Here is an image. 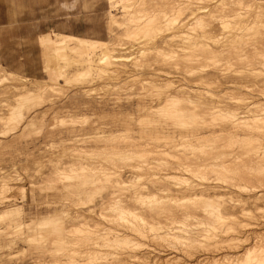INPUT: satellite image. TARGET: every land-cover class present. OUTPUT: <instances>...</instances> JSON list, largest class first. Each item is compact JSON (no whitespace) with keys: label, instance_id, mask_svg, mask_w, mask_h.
Instances as JSON below:
<instances>
[{"label":"rangeland","instance_id":"1","mask_svg":"<svg viewBox=\"0 0 264 264\" xmlns=\"http://www.w3.org/2000/svg\"><path fill=\"white\" fill-rule=\"evenodd\" d=\"M141 1H142L141 3L142 5L137 6V8L142 10V14L143 12L145 14L147 11L148 12L146 14H149L151 12L152 7L153 8L157 7L156 9L158 10L160 8L159 10L160 13L165 10L164 12L167 11L166 13L169 16H171V14L172 16H174L173 14L175 11H177L178 13L182 9L183 12L182 11L181 12L183 14L180 12L181 14L179 17L180 18L179 20L181 21L180 26L182 27L175 30V33L177 31L179 32V30H181L179 32L180 34L183 33L182 30H184L185 32L187 29L185 27H189L191 24L190 21L194 19L192 18L191 13H190L191 8L193 9V7L190 8L189 6H195V4L193 3L194 4L193 5L192 3H190L191 5H189L190 0H186L187 2L185 0H176L177 2L175 3H173L175 0L173 1L172 0H158V1L157 0H141ZM196 1L197 0H194V2ZM204 1L205 0H202V1L200 0V3L198 1L196 2L200 4L201 7L204 6V8L203 7L200 8V11L205 12L206 14L204 15L208 16L207 17L208 21L204 19L205 18L204 16L203 19L206 22L204 21L203 23H208L209 20L213 17L214 13H218V11L220 12V10H222L221 9L222 5L225 6L224 8H227V9L229 8L237 9L241 7L242 8L240 9L241 12L246 10V12L249 11L248 12L249 14L247 13L248 16L250 14L253 16V17L249 16L250 19L254 18L255 17L254 15L258 13L257 11L259 10L257 9L263 8L264 10V7L262 6L264 5V2H263L264 0H241L242 2L240 0H236L238 2L240 1L239 3L236 2L235 0H224V1L206 0L205 3ZM225 2L228 4H226ZM183 3L184 4L187 3V6L185 5L187 8H184V10H183V6H184ZM174 4H176L175 6L177 7H174ZM217 4H218V7H217ZM259 4H261V7H258L260 6ZM214 6H216L217 8ZM106 7H107V10L105 11L106 27H105L104 33L101 34V37L95 38V37H88V36H83V35L82 36L77 35V36L97 39V40H107V41L113 38L115 43L113 46L114 49L112 50L111 53H113L114 57H117V58H113L114 59L113 61L115 62L114 65L112 64L113 63L112 61H111L112 63L111 62L107 63L109 61L107 62L105 61V64H104V62L99 61L101 57H99L98 54L99 55L102 54L101 51H99L93 62L94 67L91 70H88V69L83 70V71L88 70L86 72L81 71L83 74L85 73L87 74L89 72L88 74L90 75L85 74L83 76V74L80 73V76L78 75L75 76L73 74L77 71V69H79V68H76V66L74 65L75 63L78 62V59H81V58L79 57L77 53L69 51L68 57L64 59L61 58V56L59 55L58 56L60 58L57 57V55H54V58L52 59L53 61L52 71L54 75H52V77H55V76L56 77L54 79H51L53 81L51 82L50 80L51 75L45 70V67H44V56H43L42 49L39 44V39H38L39 37L34 38L32 41L30 40L23 41L22 39H20V37L22 36L21 35L22 29L19 31L18 29H6V28L0 29V57L3 58V60H0V65L4 67L5 70L12 71L18 74L20 77L22 76V78H24L26 82V85L28 86L34 85V83L36 82H40V83L46 82L47 84L51 85V87L49 85L47 86L48 90L44 93V95H42L40 99L38 98V99H29V100L27 99L26 100L25 98L21 97V95H23L22 94L23 90L14 88V86L9 82H2V83L0 82V119H1L0 120V264H72L70 262L71 259H69L68 257L72 255L73 251L72 250L69 251L70 248H68V245L69 247H73V248L77 247L76 248L77 251L73 252L74 255L76 254L75 255L76 259L74 261L76 262V264H106L104 261L105 259H102L104 257L106 258V260H108L107 263L110 264V262L114 260V258H112L114 256L116 257L118 256L117 258L120 259V262H118L117 260L115 264L116 263L117 264H153V260L163 261L166 259L165 257L168 258V257L175 256V255L177 257H181L183 259L182 261L184 262L194 263L208 256L210 257L213 255H217V257H220L228 253L234 254V253L244 250L245 247H250L251 243L253 244L255 243L258 237V236L256 237V235L262 234V235H259V237L264 235L263 234L264 233V216H263L264 215L263 213L264 212V200L263 199L258 200L255 203L253 199L248 198L246 191L244 192L239 189H236L234 192H228V191L224 192L223 191L220 194L221 198H219L220 200L219 202L221 203L224 202V205L228 206V209L230 207V209L227 211L228 213H232V212L234 213L235 217L233 218H235V220L237 221L238 223L237 225H239V228H240V225L242 228H244V229H241V234L239 235L240 240H238V244H239L238 247L235 246L234 244L228 243L231 236L234 235L233 232L222 236L221 238L222 242L221 241L218 243L215 242V244L212 242L210 244L209 243L207 244L205 242L203 244L195 243L194 245L193 244L182 245V246H179V251H178L176 248L174 247L172 248L171 246H168V244H164V242H162L163 240H161L160 238H157V237L153 238V236L144 237L139 234H132L133 231L131 229L128 230V231L131 230L130 237L134 235V238L136 237V240L137 241L139 240L141 244L130 247V248H121V247L118 248L116 244H112V245H116L117 247L111 245L112 248H110L111 246L109 244V247L108 246L100 247L104 250L99 249L100 245H95L96 243H94V241L102 237L98 235L99 233L97 234L96 232L98 231L99 228L102 229L104 227L106 228V226L108 227L112 226L114 229L117 228L119 230H124V229L126 230V228L119 226L118 222H115L114 220H113L114 222H111L112 219L110 221L107 218H106L107 220L104 218L105 212H106L105 214L110 212L108 215H112L113 213L109 211L111 207L110 208L108 207L109 205L112 206V204H108L106 205L107 207L105 206L104 209L103 208L101 209V207H103L104 205L102 203L103 201L104 203H108L110 199L114 200L116 198H121V199L123 198L122 201L124 203L122 204L124 206L126 204H129V206L126 205V207H136V205L138 207L140 206L142 207L141 203L139 202L135 203L136 201L135 199H133L134 195L141 194V196L143 197L144 195V198H145V197H148V195L146 194L151 193L152 191L156 193L158 192L161 195L165 196V198H167L166 196L168 193L167 189H170L172 187L173 188L172 192L174 189L175 190L178 189L176 187L177 185H175V183L179 181L175 177L177 174L183 175L185 179L190 178L193 181L202 182L200 181L198 177L195 178L194 175H192V173H189V171L188 172L182 171L183 172L182 173L178 171L177 169L179 168L178 164L180 163V162L178 163L177 160L184 159L182 158L183 156V153H181L182 150H177L178 148H182V145L184 144L182 143L183 140H181L182 142L180 141V138H181V135H189L188 134L189 132L182 133L181 131H176L173 133V135H168L165 132V130L162 131V128H161L162 123H160L161 125H159V123H151V124L148 123L147 125L146 123L147 121L145 122V119H144L145 117L142 116V114L143 115L145 114V111L142 110L143 109L142 107H148L150 103L155 105L158 102V99H159L158 96H161L160 98L163 97V94L161 95L160 93H162L164 91L163 89H166V88H163L162 86L164 87H167V86H165L164 84L161 85L159 83L163 82L164 79L165 81H167V79H170L168 76H171V75L173 77L171 79H175L176 81H178L179 79H182V74L186 70L184 67L188 69L190 68L189 66L188 67L185 66V64H187L188 62L191 63L193 60H195V57L198 58V54H203V52L202 53L201 51L197 52L198 50L196 51L195 49H193V51L197 52L196 53L197 56L194 54L195 52L193 54L189 53V55L186 54L187 56L190 57L189 59V57L187 58V56L184 54L183 49L179 48L183 45V43L185 44V42H183L185 40H187L186 41L187 43L190 42L191 45L192 43L193 45L195 43L198 44L197 39L201 36H197L195 38V35H194V37L192 38L190 37L191 39L188 37V39L182 40L181 39L182 37L180 36L179 37L177 36V38L170 36L172 31H167V33L165 34L166 36H164L163 38L157 39L158 42L156 41V43H153L152 42L153 39L150 40L149 38L151 37L147 35V37L149 36V38L147 37H142V38L145 41H148L150 43L145 42L144 40H142V38H140L138 40H142L145 43L142 42L143 43L142 45L140 43L135 44L136 42L133 39L134 36L132 38V35L130 36L128 35L127 32H125L127 30L126 26L125 27L124 25H122L123 27L120 26L122 17H124L123 14H125L120 4H118L116 7L113 8L110 0H106ZM176 8H178L179 10L178 9L176 10ZM194 8L196 9L197 6H195ZM205 8L206 9L208 8V10L204 11L203 9ZM156 9H155V12L157 11ZM171 9L172 10L175 9L174 12L170 11ZM209 9H212V10H209ZM214 10L216 11L214 12ZM198 11H199V7H198ZM112 12L114 15H116L115 18L117 17L116 18L117 21L119 20L118 24L115 23V25H113L114 27L113 32H111V30L109 29L110 24L112 23V17H113ZM158 12H156V14H158ZM221 12L220 14L222 15L223 11ZM177 13L175 15H177ZM208 13L210 16L207 15ZM189 15L191 16V18H189L190 17ZM216 15L220 16L218 13V14H215L214 17ZM242 15L243 16L245 15V11L244 13H242ZM263 17L264 16L262 15L261 19H264ZM213 18L211 20H213ZM215 18L213 20L215 21L214 23L216 24L214 28L215 31L214 29L208 30L207 32L208 34L206 33V36L204 35L205 37L203 38L201 37L204 41H202L201 39L199 43L201 41H202L201 43L206 41L204 44L211 43V46L209 44L208 45L210 46V48H213V50L215 49V51H212V54L211 52L210 53L205 52L204 54L207 53L208 54L206 55L207 57L209 56V54H211L212 57L216 55L217 63L220 62L221 64H225L223 66H225V68L227 69L223 71L227 72L228 75H226L227 77L226 76L222 77L219 74L218 76L219 78L217 76L208 78L206 80V82L208 83H205V85H203L202 87L212 92H217L220 95H222V98L220 97L219 94H218L219 97H214L216 101L220 99L223 100V101L221 100V103H219L218 101L215 104L223 103V104H226L227 107L229 106L230 108L231 107L233 108L235 106L238 107V104L243 103L244 101H247V100L249 101L250 98H247V97H251L252 99H257V100L260 99L262 100L260 102H264V95H262V93L257 90V88L264 89L262 88L264 87V81H262V76L256 75L258 76L257 79L253 77L244 78L243 75L241 74L242 73L241 71H243L244 69L242 67L244 65L242 64L245 63V62L242 63L243 62L242 57L244 55H248V53L254 54L253 50L250 48V52L247 51V54H245L246 51L240 52L238 50L236 51L232 49L230 47L231 45H229L232 43L234 44L233 46L247 47L244 43H239V39L238 40L236 39L238 43L236 41H234L235 43L232 41L227 42L229 43L228 45H226L229 50L227 53L224 47L222 48V51H221L220 45L224 44L223 42L226 38L224 37V35H222L223 32L221 31L222 28L220 27V22L219 21L216 22L217 17ZM161 20L162 19H159L162 25L165 24V22ZM211 20L210 22H212ZM123 21H125V19ZM193 23L197 24L195 22V19L193 20ZM193 23L192 25L194 26L195 24ZM211 25H213V23ZM263 27L264 26H261L260 28H258L260 29L259 31L262 33H264V31H262ZM30 30L32 31L33 29H30ZM252 30L250 31L251 34L252 33L255 34V32H257L256 28ZM47 32H53V31H47ZM68 33H70L69 29H68ZM167 34H170V35L168 36ZM259 34L257 35V37L259 36ZM172 38L177 43L181 40L180 42L182 43V45L180 42H179L180 44L179 43L176 44V42H173ZM194 38H195V41H194ZM259 38L264 41L263 34L262 36H259ZM166 39L169 42L174 43V44L172 43L173 47L172 46L171 47L175 49L177 53L176 52L172 53L169 51L170 44L169 42H167ZM244 39L245 38L241 39L240 41H244ZM251 39L248 38V40H251ZM191 40H193V42H191ZM222 40L223 42L219 43V41H222ZM215 41L217 45H215L214 43ZM146 43L148 44L145 45ZM236 43L238 45H235ZM165 44L166 45L169 44V45L163 46ZM186 44L185 46H189V44L188 45ZM241 44H243V46H241ZM149 45L150 46L156 45V46L150 47ZM191 45L189 46L190 48H191ZM158 46L163 47V48L159 49ZM156 47H158V49H156ZM192 47L194 48L197 46H192ZM165 48L166 50L168 49L169 51L168 53L171 58L169 57L167 51L166 50H165L166 52L164 51ZM178 48L182 52H180ZM143 49L145 51H143ZM216 49H217V53L215 54ZM163 51L164 53H161ZM189 51L191 52V49ZM178 52L180 53V55H178ZM222 53L224 56L222 55ZM140 54L146 56L147 60L144 58V56L143 58H141L142 55ZM182 54L185 55L184 56V58L186 59V60L184 59L185 61H183ZM204 54L202 56H205ZM251 54L248 55L249 58L253 56ZM20 55H23V56L27 55V57L24 60H18L17 58L12 59V57H18ZM190 55L192 56L194 55L193 56L194 59ZM138 56H139V59L137 58ZM238 57H240L241 60L240 58L238 59ZM72 58L74 59L77 58V59L75 61ZM215 59L210 58V60L208 61L207 58L206 59L202 58L201 60H203V62L202 61L201 62L203 63V65H206V64L208 65V63L212 64L214 62L213 60ZM244 59L245 58L243 57V60ZM137 60H141V62L139 63V61L137 62ZM189 60H192V61H189ZM218 60L220 61L218 62ZM96 61L99 64V66H96L95 64ZM134 61L135 63L136 62L137 63L134 64ZM147 61L150 63L151 65V66L149 65L150 67H146L149 64ZM244 61H246V59ZM146 62L148 64L144 65L146 64ZM183 62L185 63L183 64ZM226 62H229L230 65H228L229 63L226 64ZM116 63H118V65H116ZM172 63L175 65L174 67ZM202 63L199 62L197 64V61L196 60L194 61V64L195 65L197 64V66ZM232 63L234 64V67L232 65V68H230L229 70V67H231ZM138 64L139 66H137ZM140 64L144 66L142 67L140 66ZM180 64L182 66L184 65L182 67L184 70L182 69L180 70L179 68ZM60 65H63L64 67L65 66L66 67L60 68L59 67ZM67 66H74V67H67ZM85 66L84 67L80 66V67L81 69L87 68V66L86 67ZM238 66L242 68H239ZM103 67H105L106 69ZM96 68H97V71H96ZM98 68H99V71H98ZM209 68L211 69V67ZM111 69H113L116 72L117 71H120V72L116 73ZM165 70L168 71V73L170 72L172 74L171 75L170 73L168 74ZM57 71L58 72L68 71V72H71L72 74L70 73L69 75L59 76ZM180 71H182L181 75H179L181 73ZM184 73H185V76L187 75L188 77L191 76L189 75L190 73L186 74V71ZM89 76H91L92 78ZM56 78L58 79L56 81L57 83L55 82ZM155 78H157L156 81H155ZM159 78L161 79V82L159 81L158 83V80H160ZM26 79L28 80L26 81ZM88 80L91 83L90 82L88 83L87 82ZM192 80H193V77H192ZM193 81L189 83L190 86L197 87V85L194 83L195 81L194 82ZM85 83H87L88 85ZM80 85H83V86L81 87ZM86 88L87 90L88 88L92 89L91 93H89L90 91H86ZM82 89L83 90L85 89L84 91H86L88 94H86L85 92L81 93L83 91ZM158 89H160V91L162 92H160ZM146 90L147 91L149 90L148 94ZM74 92L76 93V95ZM78 92H80L81 94H79ZM149 94H152V95H149ZM233 94L238 99L236 98L233 99V97L231 96ZM226 95L228 98L226 97ZM139 97H141V99ZM151 99L155 101L152 102ZM227 102L228 103L230 102V104H228ZM231 104L232 105L236 104V105L232 106ZM18 105L20 107H18ZM19 108L23 113V116L21 118H23L24 120L22 119L20 122H18L19 124L18 125L16 118L19 117L17 114ZM197 110L199 112L202 111L201 109H197ZM12 113H13V116L11 117ZM204 113L205 112H202L199 114V115L203 114L204 117L203 116L200 118L198 117V120L200 119V121H202V119L205 118L206 121H208V119L210 121V118H208V114L207 113L204 114ZM74 115H77V116H74ZM86 116H88V118H86ZM212 116L213 115H210V117ZM84 117L86 119H82ZM139 117H141V119L143 117V120H144L143 124L142 122H139V119H140ZM162 118L160 117L159 119H162ZM220 118L222 117L220 116ZM87 119H89L88 122H87ZM213 119H214V116L211 118V120ZM7 120H8V123H6ZM75 120H78V121H75ZM83 120H86V121H83ZM29 121L32 122V124ZM26 122H28V124L30 123L29 124L30 126ZM16 125H18L16 129L14 128V130H12V128L15 127ZM156 125L157 127L158 126L159 127L157 128ZM174 126H176V124H173V127ZM148 127L149 129L151 128L150 131ZM155 127L157 129H155ZM127 129L128 130L130 129V131L128 132ZM112 131H113V134H112ZM122 132H125V133H122ZM97 134H99L100 137ZM125 134L126 136H129V137H131V134H132L135 137V139L134 138L132 139L135 140V142H137L133 144V147H129V150H128L129 152L125 150V148L128 146V142H132V140L130 138V141H127L129 140V138L127 137L126 139ZM91 135L92 136L96 135L98 136V138L104 137L105 140L104 138H102V140L104 141L101 142L96 136L92 137ZM105 136L107 137L110 136V137L107 138ZM122 136H124V138L126 139L125 141H124V138H121ZM171 138L177 139V143L179 142V144L181 143L182 144L180 146L178 145L177 147H173V148L171 145L170 146L168 145V147L170 148L165 147L167 146L165 142H170ZM106 139L107 140L109 139V141H107ZM106 143H107V146L105 145ZM132 143L130 144V146H132ZM135 145L136 146L138 145V146L136 147ZM124 146L125 148L122 149V147ZM118 147H120V149ZM164 147L166 148L168 153L167 151L163 150L165 149ZM131 148H132V151L130 150ZM163 151H165V153ZM155 152L158 154H156ZM155 157L157 158L159 157L160 160L159 161L153 160V159H157ZM163 159H166L165 162L167 161L169 162L165 163ZM137 160L139 162H137ZM144 160H148L149 163L146 164L147 161L145 162ZM156 161L159 163H157ZM160 161L164 164H161ZM150 162L152 164H150ZM137 163L138 164L143 163L144 165L142 164L141 166L138 167ZM119 172L121 173L120 174L121 176L119 175ZM106 177L111 180H108ZM160 177L162 178L165 177L164 178L165 180L168 179L167 180L168 182H166L168 186H166L167 184L164 183L165 180L164 179L162 180V178ZM94 179L95 181H93ZM96 179H98L99 181H97ZM154 182L155 184H153ZM160 182L162 183V187L160 186L161 185ZM214 182H217V181H214ZM243 182L249 183L250 181L248 182L243 181ZM253 182H255L254 184H256L257 180L251 181V184ZM185 183L187 182L184 181L183 184L181 183V185H183L182 188H184ZM163 184H165L166 186L165 188L167 189L164 188ZM179 187L181 186L179 185ZM166 190H167V193H166ZM139 191H141V193ZM175 192L176 191H174L173 193L176 194ZM160 194L158 196H160ZM118 195H121V197ZM178 195H180V197ZM176 196L174 197L177 198L179 202H177L178 200H175V198L171 200L169 197L167 198V200L170 199L169 202L164 199L166 201V203L164 202L165 203L164 206L167 205L166 208L168 206H170V208L174 206L172 209L185 207L187 205L189 206L190 204L189 201L183 198L184 193H182V195L181 193H179ZM181 196H182V200H184L183 202H180L182 201L180 200ZM173 200L175 201L173 202ZM178 203H180V205H178ZM184 203H186L185 206H184ZM9 205L22 206V212L13 211V213H7L8 208H11V207H8ZM159 205L158 207H160ZM161 205H162L161 207L164 208L163 204ZM164 212L167 213V216L173 215V214L170 215L169 211L168 212L160 211L158 213L161 216L166 217L164 216L165 215ZM142 213H143L142 216L144 217L147 214L150 215L149 211H145V212L141 211V214ZM102 214L103 216L101 217L100 215ZM114 214L116 215V213ZM175 214L176 213H174V215ZM76 215L77 216L79 215V216L77 217ZM176 215L178 216L179 214H176ZM17 220L22 221V222L27 221V223H30V227L26 228L24 226V223L22 225H19V227L16 226ZM166 221L168 220L166 219ZM84 223L90 224L91 226L90 228L94 230L92 231L93 233H89L87 231L88 228L84 227L83 225ZM258 223H261V224H258ZM82 226L84 228H82L80 231L79 227L81 228ZM83 229H85L87 233L85 230H84V233H82ZM255 231L257 234H254ZM98 232H100V234L102 235V233L104 232V229ZM84 234L87 236H85ZM237 234L238 233L236 232L235 235ZM78 238L80 242H77L73 246H71V244L69 243L70 239H75L77 241ZM87 238H88V241H89V238L93 239L94 240V241L92 240L93 243L90 242L91 240L89 242L86 241ZM81 239H83L82 240L83 244L81 246L80 245L78 246L77 244L82 242ZM84 240L86 241V243ZM230 245H232V247ZM83 246L84 247L88 246L86 248L91 249V251L92 250L93 251L91 252L88 249L85 250ZM93 246L95 249L98 248L100 251L98 253L97 251H94L95 249L93 248ZM115 247H116V250H115ZM117 248L119 249V252L122 254L118 252ZM122 249H123L124 254L122 252ZM84 250L86 252L90 251V253L89 252L86 253ZM113 251H116V252H113ZM117 252L118 254H114ZM95 256H99L100 258L95 259ZM125 258H128V260H125ZM149 258H150V261H148ZM153 258H156V259H153ZM121 259H123V262ZM210 261L211 259L209 260V262L208 260L207 261L205 260L204 262H199V264H213L212 261L211 262ZM220 264H227V262L221 261Z\"/></svg>","mask_w":264,"mask_h":264},{"label":"bare ground","instance_id":"2","mask_svg":"<svg viewBox=\"0 0 264 264\" xmlns=\"http://www.w3.org/2000/svg\"><path fill=\"white\" fill-rule=\"evenodd\" d=\"M197 1L200 3V0H197ZM205 1H204V3H205ZM209 1H211V0H209ZM222 1H224V0H222ZM110 2H111V5H112L113 8L116 7L118 4H120L121 8H123V10L125 12V14H123V15H124L125 18L122 17V21L124 19H125V21H123V22L121 21L120 22V26H122V25H124V27L126 26L127 30L125 32H127L128 35H130V36L132 35V38L134 36L133 39L136 42L135 44L140 43L141 45L143 44L142 42L145 41L142 37H147V35H149L151 38H149V36L147 38H149L150 40L153 39L152 42L156 43L157 39L163 38L164 36H166L165 34L167 33V31H172V33L170 32L171 35L167 34L168 36L170 35V36H173L175 38H177V36L178 37L180 36V37H182L181 38L182 40L188 39V37L192 38V37H194V35H195V38L197 36H201L203 38V37L206 36V33L208 32V30L215 28L216 24L214 23L215 21H213V20H214L215 17H217V21L216 22H218V21L220 22V27L222 28V30L221 29L220 30L223 32V34L222 33L221 34L224 35V37L226 38L225 39L226 41L224 40V42H223V40L219 41V43L220 42L224 43L223 45L222 44L220 45L221 46V51H222V48L224 47L226 49V53H227L229 51L227 46H226V45L229 44L227 42L228 41L229 42H231V41L234 42V41H236V39L237 40L239 39V43H244L247 47H244L243 44H241V46H243V47L233 46L234 44L232 43V44H229V45H231L230 47L232 49H234L236 51L238 50L240 52L241 51H246L245 54H247V51L250 52V48H251L253 50V53H254V54L248 53V55H250V54L253 55V56H251V58H249L248 55H244V56L242 55L246 59V61H244L245 59L243 60V57H242V61H243L242 63H244V62L245 63L242 64V65H244V66H242L244 69H243V71H241L242 72L241 74L243 75L244 78H252L253 77V78H256V79L258 77L256 75H259V76H262V81H264V41L259 38V36H262V34L264 35V33L260 32L259 31L260 29H258L261 26H264V19H261L262 15L264 16L263 8L257 9V10H259V11H257L258 13L255 14V15L253 14L255 17L250 19L249 16H252V15L250 14L248 16V14H249L248 12L249 11L246 12V10H244L245 11V15L243 16L242 13H244V11L243 12L240 11V9H242L241 7L237 8V9L236 8L227 9V8H224L225 6L222 5V8H221L222 10H220V12L223 11L222 15L218 11L220 16L216 15L214 17V15L218 14V13H214L213 14V12H212L214 18L212 17L213 20H211L212 18L210 19L212 22H210V20H209V22L211 24L213 23V25H211L209 22L208 23H203L205 21L204 19H206V21H208L207 20L208 16L204 15L206 13L203 12V11H200V8H202V7L204 8V6L201 7L200 4L194 2V0H190L189 1V5H191L190 3H192V4L194 3L195 6H197L196 9L194 8L195 6H189L190 8L193 7V9L191 8V12L190 13H191L192 18L195 19V22L197 24L193 23L194 19L193 20L191 19L192 20V21H190L191 24L189 23L190 26L188 24L189 27H185V28H187L186 31L184 32V30H182L183 33L181 32L182 34H180L179 32L181 30H179V32L177 31L176 33H175V30H177V29L182 27V26H180L181 21L179 20L180 19L179 18L180 14L183 12L182 9L178 13H177V11H175L177 13V15H175L176 14L174 12L175 9L174 10L171 9L170 11L174 12V14H173L174 16H172V14H171V16H169L166 13L167 11L164 12L165 10L164 11L161 10L162 12L160 13V11H159L160 8L158 10V9H156L157 7H155V8L152 7L151 12L149 14H146L148 11L145 14H144V12L142 14V10L137 8V6L142 5L141 4L142 3L141 0H110ZM175 2H177V1L175 0L173 3H175ZM236 2H238V1H236ZM153 3H154V1H153ZM226 4H228V3H226ZM175 5L176 4H174V7H177ZM183 5H184L183 6V10H184V8H187L186 7L187 3H185V4L183 3ZM257 5H258V3H257ZM259 5L260 6H258V7H261V4H259ZM181 6H182V4H181ZM262 6L264 7V5H262ZM198 7H199V11L200 12L198 11ZM214 7H216V6H214ZM214 7H213V9H214ZM217 7H218V4H217ZM155 9L157 10L156 12L159 11L158 12V14L160 13L159 15L156 14ZM177 9L178 8H176V10ZM187 10H189V9H187ZM203 10L204 11L208 10V8L207 9L205 8ZM209 10H212V9H209ZM215 11L216 10H214V12ZM238 11H240V12H238ZM112 14H113V12H112ZM207 15H209V13ZM115 16L116 15L113 14L112 23L110 24V28L109 29L111 30V32L114 31L113 25H115V23L118 24V21H119V20L117 21V19H116L117 17L115 18ZM191 16L189 18H191ZM204 16H205V18H204ZM159 19H162L161 21H164L165 24L162 25V23L159 21ZM192 23L195 24V25L193 26ZM117 24H116V26H117ZM186 26H187V24H186ZM255 28L257 29L256 30L257 32H255V34H253V33L251 34L250 31L252 29H255ZM214 31H215V29H214ZM262 31H264V27L262 28ZM257 33L258 34L260 33L258 37H257V35H258ZM201 37H199L200 39L198 38L199 40L197 39L199 45L197 43H195V42L194 43L196 45L195 44L193 45V43L191 45L190 42H188V43L186 42L187 40L183 41V42H185V44L187 43L186 45H188V44H189V46L191 45V48H190L189 46H185L184 43H183V45H184L183 46L182 43L180 42L181 41L180 40L179 42L181 43L182 46L180 45L181 47H179V46L178 47L180 49L181 48L183 49V52H184L185 55L186 54L189 55V53L193 54L195 52V51H193V49H195L196 51L198 50L197 52L201 51V53L203 52V54L205 52H208V53L211 52V54H212V51H215V49L213 50V48H210L211 43H208L210 46L207 43L204 44L206 41L201 43L202 41H204ZM218 37H219V35H218ZM224 37H223V39H224ZM140 38H142V40H144V41L138 40ZM195 38H194V41H195ZM243 38H245L244 41H240ZM248 38H250V39L253 38V39L248 40ZM255 38L256 39L258 38L259 40L258 39L256 40ZM201 39H202V41L199 43V41ZM172 40H173V38H172ZM216 41H218V40H216ZM216 41L214 42L215 45H217ZM145 42H148V41H145ZM167 42H169V41L167 40ZM173 42H176V41L173 40ZM191 42H193V40H191ZM236 42L238 43V41H236ZM114 43H115V41L113 40V38H111V39H109L107 41V40H97V39L83 38V37H78V36H73V35H65V34H54V35L44 34V35L40 36V38H39V44H40V47L42 49V53H43V56H44V67H45V70L51 75L50 76V80L54 79L56 77V76L52 77V75H54V73L52 71V68H53L52 67L53 66L52 65V62H53L52 59L54 58V55H57V57L61 56V58L64 59V58L68 57V52L69 51L77 53L81 59H78V62L75 63V65L73 64L74 66H76V68H79L73 74L75 76H77V75L80 76V73L83 74L81 71H83L85 69L91 70L94 67V63L93 62H94V59H95V57H96V55L98 54L99 51H101V53H102V54H100L101 56L98 54V56L101 57L100 60H99L100 62H104V64H105V61L106 62L109 61L107 63H110L112 61L113 63L112 62L111 63L114 65L115 62L113 61L114 60L113 58H117V57H114L113 53H111L112 50L114 49V47H113ZM148 43H150V42H148ZM148 43H146L145 45H147ZM172 43L169 42L170 45L167 44L170 47L169 51L172 52V53H175V52L177 53V51H175V49L172 48L173 47ZM178 43L176 42V44H178ZM237 43L235 45H238ZM167 45L165 44L163 46H167ZM152 46H150V47H152ZM155 46H153V47H155ZM192 46H197V47L193 48ZM158 47H156V49H158ZM160 48H163V47H159V49ZM166 48H168V47H166ZM166 48L164 49V51L166 50ZM179 48H178V50L180 51ZM247 48H249V49H247ZM190 49H191V52L189 51ZM217 49H219V48H217ZM217 49H216L215 54L217 53ZM252 50H251V52H252ZM143 51H145V50L143 49ZM164 51L161 52V53H164ZM166 51H167V53L169 52L168 49ZM180 52H182V51H180ZM197 52H195L194 54L196 55ZM167 53H166V55H167ZM223 53H222V55H223ZM203 54H198V58L195 57V60L197 61V64L199 62L200 63L203 62V60H201L202 58H205V59L207 58L208 61L210 60V58H212V59L216 58V59L213 60L214 62L212 64L208 63V65L207 64L203 65V63H202V64H199L198 66H197V64L196 65L194 64L195 60H193V61L189 60V61H192V62L191 63L188 62L190 65L187 63V64H185V66H187V67L189 66L190 70L188 68L184 67L186 69L185 70L186 74L190 73L189 75H191V76L194 75L192 77H193V80L195 82L192 80L191 76H190L191 78L188 77V75L185 76V73H184L185 71L183 72V74H182V71H180L181 73L179 75L182 74V79H179L178 81H176L175 79H171V78H173L172 75H171L172 73L169 72L171 76H168V77L170 79H167V81H165V79L163 81V79H162V81L164 83L161 82L160 78H159L160 80H158V83H159V81L161 82L159 84H161V85L164 84L165 86H167V87L162 86L163 88H166V89H163L164 90L163 92L160 91L161 88L158 89L160 92H162L160 94L161 95L163 94V97L160 98L161 96H158L159 99H158L157 104H155V105L150 103L148 105V107H142L143 108L142 110L145 111V114L144 115L142 114V116L145 117L144 119H145V122L147 121L146 122L147 125H148V123L149 124H151V123H159V125H161L160 123H162V125H161L162 131L165 130V132L168 135H173V133L176 132V131H181L182 133L183 132H189L188 133L189 135H181L180 141L183 140V142L182 141L181 142L184 143L183 144L184 146L182 145V148H178V149L176 148L177 150H182L181 153H183V156H184V157L182 156V158H184V159L177 160L178 163L180 162L178 164L179 168H177V169L180 172H182V171H187L188 172L189 171V173H192V175H194L195 178L198 177L200 179V181H202V182H196V181L191 180L190 178L185 179L183 177V175H178L177 174L175 177L180 182L179 181H177V182L175 181L176 182L175 185H177L176 187L178 189L177 190H175V189L173 190V192L176 191L175 192L176 194H174L172 192V189H173L172 187L170 188L171 190L165 188L166 186H168V184L166 183V182H168L167 181L168 179L165 180L164 179L165 177L164 178L160 177V178H162V180L164 179L165 180L164 183L167 184L166 186H165V184H163L164 188L168 190V193H167V190H166L167 198L170 197V199L172 200V199L175 198L174 196H176L177 194L181 193V195H182V193H184L183 198H185V200L187 199L190 204H189V206L188 205L185 206L186 203H184L185 207H180V208L172 209L174 206L172 208H170V206H168L169 208L167 207L168 208L167 209L166 208L167 205L164 206V204L166 203L165 200H167V198H165V196L161 195L158 192H157L158 193L157 194L156 192H152V191H151V193L146 194V195H148V197H145V198H144V195H143V197L141 196V194H140L141 191H139L140 195H134L133 199H135V201H136L135 203H137V202L141 203L142 207L140 205H139L140 207H138L136 204H135L136 207H126V205L129 206V204H126L124 206L122 204V203H124L122 201L123 198L122 199L121 198H116L114 200L110 199V201L108 203H104V201L103 202L100 201V202H102L104 204L103 207H101V209L102 208L104 209V207L106 205H108V204H112V206H110V205L108 206L109 208L111 207V209H109V208L108 209L113 214L112 215H108L110 212L107 213V214H105L106 213L105 212L104 213V218L105 219L107 218L110 221L112 219L111 222H114V221L118 222V225L123 227V228H126V230L125 229L124 230H119L117 228H116L117 229L116 230L112 226L111 227L110 226L109 227L106 226V228L104 227L102 229L99 228L100 230L97 228L98 231H101V230L104 229V232L102 233V235L100 234V232L96 231L97 234L99 233L98 235H100L102 237L100 239H96L95 241L93 240L94 237H93V239L89 238V241L91 240L90 242H92V243L94 241V243H96L95 245H100L99 249H102V248H100L102 246H108L109 247V244H110V246L112 244H116L118 246V248L119 247H121V248H130V247L137 246V245L141 244V242H139V240L138 241L136 240V237L134 238V235L133 236L131 235L134 239L132 237H130V234H131L130 231L131 230L134 232V233L132 232V234H139V235L144 236V237L153 236V238L154 237L160 238L161 240H163L162 242H164V244H168V246H171L172 248L174 247L178 251H179V246H182V245H189V244L190 245L191 244L194 245L195 243L203 244L205 242L207 244L208 243L210 244L211 242L215 244V242H217V243L220 242V241L222 242V239H221L222 236H224L226 234H230L231 232H233L234 235L231 236V238L229 239L228 243L234 244L235 246L238 247L239 246L238 240H240L239 239L240 238L239 235L241 234V229H244V228H242L241 225H240V228H239V225H237L238 224L237 221L235 220V218H233V217H235L233 212L232 213H228L227 210H229L230 207L228 209V206H225L224 202H222V203L219 202L220 201L219 198H221L220 194L223 191L224 192H227V191L228 192H234L236 189H239V190L244 191V192L246 191V193L248 195V198L253 199L255 201V203L258 200H262V199L264 200V102H260V101H262L260 99L257 100V99H252L251 97H247V98H250V100L249 101L248 100L244 101L243 103H240V104L237 103L238 107L235 106L233 108L232 107L230 108L229 106L227 107L226 104H223V103L219 104V103H221L222 99L216 101L214 97H219L220 94L217 93V92H212V91H210L208 89H205L202 86L205 85V83H208V82H206V80L208 78H212L213 76H217L218 77L219 74L222 77L228 75L227 72L223 71V70H225L227 68H225V66H223L225 64H221L219 62L220 60H218L219 63H217L216 55L212 57L211 54H209V56L207 57L206 56V55H208L207 53L204 54L205 56H202ZM220 54H221V52H220ZM140 55H142V54H140ZM168 55H169V53H168ZM173 55H175V54H173ZM178 55H180L179 52H178ZM185 55H183V61L186 60L184 58ZM227 55H229V54H227ZM139 56L137 57L138 59H139ZM143 56L144 55H142L141 58H143ZM190 56L194 59V57H193L194 55L193 56L190 55ZM82 57H84V58H82ZM169 57H170V55H169ZM188 57L189 56H187V58ZM144 58L146 59L147 57L144 56ZM225 58H226V56H225ZM239 58L240 57H238V59ZM69 59H71V58H69ZM72 59H74V58H72ZM76 59H74V60L76 61ZM189 59H190V57H189ZM163 60H165V59H163ZM240 60H241V58H240ZM138 61H139V63L141 62V60H137V62ZM205 61H207V60H205ZM147 62H146V64H144V63L143 64L147 65L149 63V62L148 63ZM71 63H72V61H71ZM107 63H106V65H107ZM136 63L134 61V64H136ZM184 63L185 62H183V64ZM227 63H229V62H226V64ZM85 64H86L87 68H82L81 69L80 66L84 67ZM95 64H96V66H99L97 61H96ZM174 64H175V62H174ZM174 64H173V67L175 66ZM109 65H111V64H109ZM116 65H118V63H116ZM144 65L140 64V66H142V67ZM149 65H150V63L146 67H150L151 66V65L150 66ZM228 65H230V63ZM232 65L234 67V64L232 63L231 67H229V70H230V68H232ZM240 65H241V63H240ZM74 66H67V67H74ZM137 66H139V64ZM183 66L180 64V66H179L180 70L181 69L184 70L182 68ZM59 67L63 68L64 66L60 65ZM116 67H118V66H116ZM209 67H211V69ZM242 67H239V68H242ZM99 68H101V67H99ZM99 68H98V71H99ZM103 68H105V67H103ZM88 70H86V71H88ZM111 70H113V69H111ZM86 71H83V72H86ZM96 71H97V68H96ZM100 71H101V69H100ZM77 72H79V73H77ZM114 72H116V71H114ZM114 72H112V73H114ZM118 72H120V71H117L116 73H118ZM166 72L168 73V71H166ZM70 73L71 72H68V71H59L58 72L59 76L69 75ZM88 73L87 74L85 73V74L86 75H90ZM85 74H83V76ZM152 75H154V74H152ZM89 77H91V76H89ZM217 77H215V78H217ZM156 79L157 78H155V81H156ZM27 80L28 79H26V81ZM57 80L58 79L56 78L55 82ZM89 80L87 81L88 83L90 82ZM191 81H193L197 85V87L190 86L189 83ZM0 82L1 83L2 82H9V83H11L14 86V88L23 90V93H22L23 95H21V97L25 98L26 100L27 99L28 100L29 99H38V98L40 99L42 97V95H44V93L48 90L47 86L49 85L46 82L45 83L44 82H41V83L40 82H36V83H34V85L30 84L31 86H28V85H26V82H25L24 78H22V76L20 77L18 74L14 73L12 71L5 70L4 67H2L1 65H0ZM51 82H53V81L51 80ZM155 83H157V82H155ZM85 84H87V83H85ZM49 86L51 87V85H49ZM80 86L82 87L83 85H80ZM84 87H86V86H84ZM262 88H264V87H262ZM89 89L90 88H88V90H87V88H86V91H90L89 93H91L92 89H90V90ZM84 90L81 93L85 92L86 94H88ZM257 90L260 91L262 93V95H264V89L257 88ZM148 91H147V94H148ZM78 93L81 94L80 92H78ZM155 93H156V91H155ZM157 93H159V92H157ZM160 94H158V95H160ZM226 94H227V92H226ZM75 95H76V93H75ZM90 95H92V94H90ZM149 95H152V94H149ZM84 96H85V94H84ZM231 96L233 97V99L236 98V96H234V94L231 95ZM152 97H154V96H152ZM220 97L222 98V95H220ZM226 97H227V95H226ZM229 97H230V95H229ZM139 98L141 99V97H139ZM225 98H223V99H225ZM236 99H238V98H236ZM151 100H152V102L155 101V100L153 101V99H151ZM230 100H231V98H230ZM218 101H219V103L215 104ZM50 103H52V102H50ZM228 104H230V102ZM234 105H236V104H234ZM234 105H232V106H234ZM18 107H20V106L18 105ZM197 109H201L202 111L199 112ZM202 112H205L204 114H206V113L208 114V118H210V121H209V119H208V121H206L205 118H203L204 120L202 119V121H200V119L198 120V117L199 118L202 117V116L204 117L203 114L199 115ZM13 113L11 114V117L13 116ZM33 113H34V111H33ZM17 114L19 116V117L16 118L17 119V124H18V122H20L23 119V118H21L23 116V113L20 110V108H19ZM85 114H87V113H85ZM209 114L214 116L213 120H211V118L213 116L210 117ZM31 116H33V115H31ZM74 116H77V115H74ZM220 116L222 118H220ZM160 117L161 118L163 117L164 119L163 118H162L163 120L159 119ZM205 117H206V115H205ZM218 117H219V119H218ZM86 118H88V116H86ZM86 118L84 117L82 119H86ZM139 118L141 119V117H139ZM140 119H139V122H142V124H143V122H144L143 117H142L141 120ZM8 120H7L6 123H8ZM75 121H78V120H75ZM83 121H86V120H83ZM88 121H89V119H87V122ZM26 123L28 124V122H26ZM30 123L32 124V122H30ZM27 124H26V126H27ZM173 124H176V126L173 127ZM18 125L13 127L12 130H14V128L16 129V127ZM157 125H156V127H157ZM149 127H148V129H149ZM156 127H155V129H157L159 126L157 128ZM24 128H25V126H24ZM146 128H147V126H146ZM150 129H149V131H150ZM129 131H130V129L128 130V132ZM165 132H164V134H165ZM122 133H125V132H122ZM99 134H97V135L99 136ZM112 134H113V131H112ZM156 134H158V133H156ZM98 136H96V137L98 138ZM120 136H121V134H120ZM85 137H87V136H85ZM105 137H107V136H105ZM108 137H110V136H108ZM127 137L129 138V140H127V141H130V138H131L133 143L132 142H128V146L126 147L127 149L125 148L126 145L124 147H122V149L125 148V150L128 151L129 147H133V144L137 143V142H135V140L132 139V138L135 139V137L132 134H131V137L126 136V134H125V138L126 139H127ZM166 137H168V136H166ZM97 138H96V140H97ZM102 138H104V137H102ZM102 138H98V139L102 142V141L105 140V138H104V140H102ZM121 138H124V136H122ZM125 138H124V141L126 140ZM107 141H109V139ZM131 143H132V146H130ZM165 143L167 145L165 147H168V145L169 146L171 145L172 148L173 147H177L178 145L180 146L182 144V143L179 144V142L177 143V139H174V138L173 139L171 138L170 142H165ZM105 145L107 146V143ZM118 148L120 149V147H118ZM168 148H170V147H168ZM130 150L132 151V148ZM163 150L167 151L166 148L163 149ZM138 151H140V150H138ZM165 151H163V152L165 153ZM149 152H147V153H149ZM167 153H168V151H167ZM156 154H158V153H156ZM155 158H157V157H155ZM153 160L159 161L160 159L158 157L157 159H153ZM163 160L165 162L166 159H163ZM144 161L145 162L147 161L146 164L149 163L148 160H144ZM161 161H162V159H161ZM137 162H139V161L137 160ZM156 162H154V163H156ZM168 162L169 161H167L165 163H168ZM157 163H159V162H157ZM139 164L137 165L138 167L141 166L143 163H139ZM150 164H152V163L150 162ZM161 164H164V163L161 162ZM120 174L121 173L119 172V175ZM136 176H138V175H136ZM107 177H109V176H107ZM180 178L183 179V180H181ZM98 179H96V180L99 181ZM107 179L111 180L109 178H107ZM253 180H257V183L254 184L255 182H253L251 184V181H253ZM93 181H95V179ZM184 181H186L187 183H185L184 184V188H182L183 185H181V183L183 184ZM214 181H217V182H214ZM243 181H245V182L250 181V182L249 183H244ZM153 184H155V182ZM179 185L181 187H179ZM160 186L162 187V183H161ZM179 188H181V189H179ZM177 192H179V193H177ZM236 193H237V191H236ZM137 194H138V192H137ZM159 194H160V196H158ZM118 196L121 197V195H118ZM178 196L180 197V195H178ZM130 197H132V196H130ZM127 198H128V196H127ZM169 200H167V201L169 202ZM175 200H178V199L175 198ZM175 200H173V202ZM180 200H182V196H181ZM183 201L184 200H182L180 202H183ZM177 202H179V200ZM159 203H160V205H159ZM161 204H163L164 208L161 207L162 206ZM158 205L160 207H158ZM178 205H180V203H178ZM8 207H11V208H8L7 213H13V211H15V212H20L21 211L22 212V206H20V205L19 206L18 205H9ZM87 209H88V207H87ZM114 211H116V212H114ZM141 211L142 212L143 211L144 212L145 211H149L150 215L147 214L148 217H147V215L144 217V216H142L143 213L141 214ZM160 211L161 212H163V211H167L168 212L169 211V214L170 215L173 214V215L167 216V213L164 212L165 215L164 214L163 215L166 216V217H163V216H161L158 213ZM171 212H173V213H171ZM114 213H116V215ZM174 213L179 214V215L177 216L175 214L176 215L175 216ZM79 215H81V214H79ZM242 215H243V213H242ZM100 216L102 217L103 214L100 215ZM164 219H165V221L167 219L169 222L168 221L165 222ZM23 223H24V226L26 228L30 227V223H27V221L22 222V221H19V220H17V225L16 226L19 227V225H22ZM103 224H105V223H103ZM258 224H261V223H258ZM83 225H84V227L88 228L87 231L89 233H93L92 231H94V230L90 228L91 226H90L89 223H84ZM112 225H113V223H112ZM253 225H255V224H253ZM84 227L83 226L81 228L79 227L80 231ZM114 227H115V225H114ZM129 229H131V230L128 231ZM71 230H73V229H71ZM84 230L85 229H83L82 233H84ZM87 231H86V233H87ZM236 232L238 233L237 235H235ZM254 234H257L256 231L254 232ZM249 235H250V233H249ZM259 235H262V234H258V235H256V237L257 236L259 237ZM85 236H87V235H85ZM136 236H138V235H136ZM258 237H257L256 241L254 239L255 243L254 244L251 243L250 247H245L244 250H242L240 252H237V253H234V254L233 253L232 254L228 253V254L222 255L220 257H217V255H213V256H210V257L208 256V257L202 258V259H200V260H198V261H196L194 263L184 262V261H182L183 259L181 257H177L175 255V256L168 257V258L165 257L166 259L164 258L165 260H163V261L153 260V264H199V262H204L205 260L206 261L208 260V262H209L210 259H211L213 264H220L221 261H226L227 264H264V235L260 236L259 238ZM82 240L83 239H81V241ZM86 241H88V238H87ZM86 241H85V243H86ZM77 242H80L79 238H78L77 241L75 239H70V241H69L71 246H73ZM82 244H83V241L81 243H78L77 245L81 246ZM116 245H112V246H116ZM112 246L110 248H112ZM230 246L232 247V245H230ZM86 247H88V246H86ZM86 247H84L85 250L88 249ZM116 247H115V250H116ZM68 248H70L69 251H71V250L73 252L77 251L76 250L77 247L73 248V247H69V245H68ZM93 248H94V246H93ZM99 249L96 248L94 251H97V253H98L100 251ZM88 250L91 251V249H88ZM102 250H104V249H102ZM90 251H87V252L90 253ZM73 252H72V255L69 256L68 258L71 259L70 262L72 264H76V262H74L75 259H76V257H75L76 254L74 255ZM113 252H116V251H113ZM118 252H119V249H118ZM118 252L114 253V254H118ZM122 252H123V249H122ZM120 254H122V253H120ZM123 254H124V252H123ZM102 257H104V256H102ZM117 257L116 256L112 257V258H114V260L111 261L110 264H113V263L115 264V262H117V260H118V262H120V259H118ZM99 258H100L99 256H95V259H99ZM102 259H105L104 260L105 263L109 264V263H107L108 260H106L105 257L102 258ZM153 259H156V258H153ZM121 260L123 262V259H121ZM125 260H128V258H125ZM151 260H152V258H151ZM148 261H150V258L148 259ZM100 263H102V262H100Z\"/></svg>","mask_w":264,"mask_h":264},{"label":"crops","instance_id":"3","mask_svg":"<svg viewBox=\"0 0 264 264\" xmlns=\"http://www.w3.org/2000/svg\"><path fill=\"white\" fill-rule=\"evenodd\" d=\"M106 10V0H0V29H22L23 41L44 34L100 38L106 27Z\"/></svg>","mask_w":264,"mask_h":264}]
</instances>
